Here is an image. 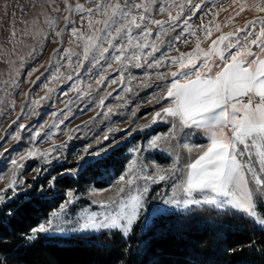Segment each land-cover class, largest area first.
I'll return each mask as SVG.
<instances>
[{"label":"rangeland","instance_id":"374dc122","mask_svg":"<svg viewBox=\"0 0 264 264\" xmlns=\"http://www.w3.org/2000/svg\"><path fill=\"white\" fill-rule=\"evenodd\" d=\"M103 2L0 0V208L29 190L33 181L43 179L49 185L60 175H75L79 166L81 170L119 146H125L128 155L122 173L108 186L87 185L82 193L64 192L62 204L35 228L43 226L45 231H32L29 239L106 230L84 231L81 225L93 212L101 214L97 219L105 214L115 216L121 202L128 211L138 196H142L143 212L136 221L140 218L143 223L154 207L168 213L188 207H169L162 203L164 199L200 197V193L188 197L184 192L188 171L185 166L194 162L202 146L210 142L204 130L174 128L176 118L172 117L156 118L154 122L155 113L168 106V100L160 96L172 79L169 76L159 80L156 73L174 72L177 67L148 68L142 63L137 68L127 64L121 72L117 71L121 63L116 61L100 72L99 66L93 67L89 62L94 52L91 46L98 43V39L90 38H99L100 30L113 25L120 16V10L112 7L88 15L89 9ZM142 2L149 4L156 20L168 22L169 12L172 18L178 17L173 20V27L165 23L159 38L158 26L148 25L153 33L150 41L160 49L153 56L166 52L167 57L179 58L196 52L199 46L197 64L221 35L239 31L242 43L244 32L240 30L247 29L252 21L264 19V12L258 10L264 7V0ZM110 4L123 8L125 0H110ZM77 5L85 11H79ZM160 7L165 8L163 13L157 11ZM122 23L127 27V22ZM118 26L121 25L112 27L114 35ZM73 29L82 34L80 38L73 37ZM132 31L135 34L139 29L133 27ZM234 40L233 37L219 44L213 59L218 61V54ZM85 49H89V59L82 60L77 68V57L83 58ZM153 56H149V61ZM69 57L71 64L67 63ZM99 75L106 77L103 84L97 83ZM113 78L114 84L110 83ZM125 87L130 91H123ZM155 127L163 128L146 136ZM93 153L100 154L89 155ZM59 165L68 168L60 174L52 173ZM160 176L165 179L161 181ZM129 180L130 185L126 183ZM69 199L72 203L67 202Z\"/></svg>","mask_w":264,"mask_h":264},{"label":"snow or ice","instance_id":"6c2138e0","mask_svg":"<svg viewBox=\"0 0 264 264\" xmlns=\"http://www.w3.org/2000/svg\"><path fill=\"white\" fill-rule=\"evenodd\" d=\"M108 7L120 10V16L113 21V25L121 26L115 27L114 35L113 25H106L100 30L99 38H90L98 39V43L91 46L94 52L90 64L93 67L99 66L100 72L111 68L116 61L121 63V68L117 70L121 72L127 64L137 68L142 63L148 68L177 67L178 70L174 72L156 73L159 80H167L169 76L172 79L165 84L160 96V99L168 100V106L155 113L154 122L156 118H176L173 121L174 128L204 130L210 141L202 146L198 158L185 166L188 171L184 192L188 197H192L193 193H200V197L183 201L164 199L162 203L169 207L207 204L214 205L217 209L228 208L255 216L253 191L249 190L248 185L250 179L256 185L254 191L264 192V19L252 21L247 29L240 30L244 32L242 43L239 31L227 36L221 35L197 64L196 59L201 52L199 46L196 52L187 56L182 54L179 58L167 57L166 52L153 56L160 49L150 41L153 33L148 25L158 26L156 36L159 38L165 23L168 27H173V20L178 17L172 18L169 12L168 22L156 20L151 15L149 4L142 0H125L123 8L119 4H110V0H104L103 3H96L95 9H89L88 15L103 13ZM77 9L85 11L82 5H77ZM258 10L264 12V7H259ZM157 11L163 13L165 8L160 7ZM68 22L71 23V20ZM122 22H127V27ZM184 22L187 24L186 20ZM133 27L139 29V32L133 34ZM72 35L80 38L82 34L73 29ZM233 37L234 43H229L218 54V61L213 59L217 46ZM116 40L120 42L114 43ZM233 48L236 49L235 52L232 51ZM149 56H153L151 61ZM88 59L89 49H85L83 58L77 57L76 67L79 68L82 60ZM67 63H72L70 57ZM105 79L106 77L99 75L97 83L103 84ZM110 83H116L115 78ZM123 91H130V88L125 87ZM185 135L190 133L186 132ZM253 153L258 157L259 170L252 162ZM78 170L80 171V166ZM100 170L103 172V169ZM164 179V176H160L161 181ZM126 183L130 185L132 181ZM143 191L147 193L148 189L144 188ZM67 195L71 197L72 193L68 192ZM67 202L72 203V200ZM101 207L108 205L101 204ZM142 212V196H138L134 198L128 211H125V205L121 202L120 210L115 216L105 214L97 219L100 213L89 214L81 225V230L120 229L127 235ZM158 214L170 213L164 208L154 207L146 220V230L151 227L152 217ZM260 223H264V220ZM37 230L44 232L45 228L40 226L32 231Z\"/></svg>","mask_w":264,"mask_h":264},{"label":"trees","instance_id":"16d2710c","mask_svg":"<svg viewBox=\"0 0 264 264\" xmlns=\"http://www.w3.org/2000/svg\"><path fill=\"white\" fill-rule=\"evenodd\" d=\"M127 161L126 147L119 146L75 175H60L49 185L43 179L33 181L29 190L4 203L0 264H264V226L248 213L207 204L155 215L147 230L138 218L127 236L119 229H106L29 239L62 204L64 192L82 193L87 185L106 187ZM67 168L59 165L52 173Z\"/></svg>","mask_w":264,"mask_h":264},{"label":"crops","instance_id":"0c3cea01","mask_svg":"<svg viewBox=\"0 0 264 264\" xmlns=\"http://www.w3.org/2000/svg\"><path fill=\"white\" fill-rule=\"evenodd\" d=\"M205 136L207 135L205 134ZM244 159L247 160L246 157H244ZM257 160H258V157L255 156V153H253L252 162L257 168V170H259V164L257 163ZM248 187L250 191H253V203L255 205V216L251 214L249 215L252 216L259 223L261 220H264V192L261 193V192L254 191L256 189V185L250 179H249ZM259 224L261 226H264V223H259Z\"/></svg>","mask_w":264,"mask_h":264}]
</instances>
